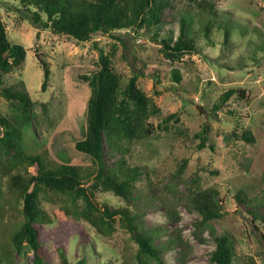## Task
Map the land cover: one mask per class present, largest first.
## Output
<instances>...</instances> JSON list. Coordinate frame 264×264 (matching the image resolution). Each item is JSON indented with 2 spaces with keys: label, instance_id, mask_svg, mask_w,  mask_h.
I'll use <instances>...</instances> for the list:
<instances>
[{
  "label": "rangeland",
  "instance_id": "rangeland-1",
  "mask_svg": "<svg viewBox=\"0 0 264 264\" xmlns=\"http://www.w3.org/2000/svg\"><path fill=\"white\" fill-rule=\"evenodd\" d=\"M211 1L213 15L186 0H172L173 8L164 10L162 17L173 39L184 16L186 31L197 44V52L185 54L180 61L166 59L148 33H114L123 43L111 36L97 38L105 53L117 45L112 61L123 76L122 85L134 69L144 71L138 86L160 108L149 122L157 126L167 115L174 117L167 129L124 145L129 163L144 172L133 197L125 201L112 192L98 191L96 199L111 207H128L141 229L154 230V243L165 264H212L210 254L220 235L231 240L234 264H246L249 258L264 264V0ZM17 6V0H0L8 39L26 49L23 65L5 74L3 82L27 95L31 122L21 129L25 144L34 145L52 167L65 162L90 171L94 161L78 152L74 143L84 137L87 126L90 88L81 75L98 69L99 51L92 41L76 42L20 20ZM43 61L50 68L45 89ZM174 68L181 75L180 82L172 78ZM232 88L244 90L245 98L231 96L226 105L214 110L220 95ZM15 106L0 96V116L13 118L18 113ZM205 124L209 146L199 150L195 135ZM246 129L254 134L255 143L233 139V131ZM116 157L105 155L107 166ZM184 158L188 164L178 174ZM1 188L7 203L0 240L5 239L7 245V234L22 216L6 181ZM208 190L218 193L222 215L202 225L196 209L198 193ZM61 204L55 199L43 203L48 217ZM68 222L77 230L63 231L58 238L53 232L57 221L41 226L48 264H62L55 243L63 245L68 264L83 256L86 264H157L148 257L141 262L136 259L138 246L125 229L117 227L111 235L101 236L86 221L69 218ZM9 251L0 264H30L27 256Z\"/></svg>",
  "mask_w": 264,
  "mask_h": 264
},
{
  "label": "trees",
  "instance_id": "trees-1",
  "mask_svg": "<svg viewBox=\"0 0 264 264\" xmlns=\"http://www.w3.org/2000/svg\"><path fill=\"white\" fill-rule=\"evenodd\" d=\"M16 12L20 20H27L39 29H50L53 33L65 35L76 42H93L99 51L98 69L91 75H81L88 83L90 95L87 101V126L84 137L75 141V149L94 161V169L62 162L52 167L34 145L26 146L22 132L24 125H29L30 107L26 93L16 87L5 85L3 76L19 69L26 56L23 45L12 43L6 33V27L0 17V96L15 104L18 113L12 118L0 116V227L4 226L6 199L1 185L7 183V189L13 193L19 204L22 219L7 234V245L0 240V258L14 249L27 256L30 264H48L45 260L42 244V225L57 221L53 231L56 238L63 231H76L73 221H86L101 236L111 235L117 227L125 229L137 244L136 259L148 257L157 264H165L161 251L154 243V230H143L136 220V215L128 207H111L98 202L96 192H112L125 201L130 200L136 190L137 181L144 172L138 166H132L127 160V148L124 145L134 140H141L152 135L158 129H167L174 114L167 115L157 126L149 122L160 113L152 99L139 86L138 79L144 71L134 69L126 83L116 71L112 56L117 45L113 44L110 52L105 53L96 42L100 36L123 43L118 31L148 33V39L160 45L164 57L171 62L180 61L185 54L196 53L197 44L186 31V19L179 20L178 34L173 36L166 29L163 12L173 8L172 0H17ZM193 7L210 15L214 14L211 0H186ZM209 22L205 35L208 36ZM228 38V31L224 34ZM45 89L50 79V68L42 63ZM172 78L181 81L177 69L172 70ZM231 96L245 98L242 89H230L219 97V104L214 110L228 102ZM209 126L205 124L195 135L199 139V150L208 147ZM232 137L248 144L255 143L251 130L233 131ZM105 155L116 156L111 166L105 163ZM188 164L184 158L178 164V174L183 173ZM86 169V168H85ZM196 209L202 216L199 223L222 215L217 207L218 193L206 191L198 193ZM204 194V195H203ZM51 199L62 202L51 210V218L46 214L43 203ZM255 218V214L253 213ZM151 231H153L151 233ZM1 233V232H0ZM1 237V234H0ZM55 249L61 254L62 264H68L62 250L63 245L55 243ZM212 264H234L233 247L226 235L215 237V248L209 258ZM74 264H86V257H81ZM246 264H255L249 258Z\"/></svg>",
  "mask_w": 264,
  "mask_h": 264
}]
</instances>
